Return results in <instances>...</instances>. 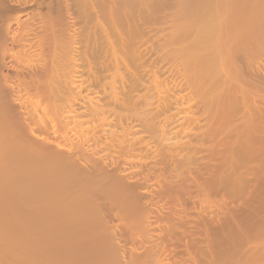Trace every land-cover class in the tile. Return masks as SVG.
<instances>
[{
  "label": "bare ground",
  "instance_id": "obj_1",
  "mask_svg": "<svg viewBox=\"0 0 264 264\" xmlns=\"http://www.w3.org/2000/svg\"><path fill=\"white\" fill-rule=\"evenodd\" d=\"M160 2L0 0V264H173L255 122L264 0Z\"/></svg>",
  "mask_w": 264,
  "mask_h": 264
},
{
  "label": "rangeland",
  "instance_id": "obj_2",
  "mask_svg": "<svg viewBox=\"0 0 264 264\" xmlns=\"http://www.w3.org/2000/svg\"><path fill=\"white\" fill-rule=\"evenodd\" d=\"M255 2L260 15L263 5ZM244 84L255 95L247 96L255 122L242 125L231 137L237 141L236 151L221 148L220 162L214 161L209 171L208 192L196 194L187 205V218L184 213L183 221L173 218L175 229L166 245L173 264H264V84ZM235 110L245 112L241 101Z\"/></svg>",
  "mask_w": 264,
  "mask_h": 264
}]
</instances>
